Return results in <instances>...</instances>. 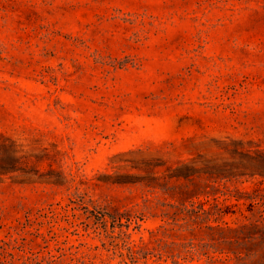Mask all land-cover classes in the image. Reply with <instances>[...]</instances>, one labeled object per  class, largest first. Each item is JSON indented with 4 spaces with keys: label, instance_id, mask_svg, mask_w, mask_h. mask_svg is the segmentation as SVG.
Wrapping results in <instances>:
<instances>
[{
    "label": "rangeland",
    "instance_id": "rangeland-1",
    "mask_svg": "<svg viewBox=\"0 0 264 264\" xmlns=\"http://www.w3.org/2000/svg\"><path fill=\"white\" fill-rule=\"evenodd\" d=\"M0 239L264 264V0H0Z\"/></svg>",
    "mask_w": 264,
    "mask_h": 264
},
{
    "label": "trees",
    "instance_id": "trees-1",
    "mask_svg": "<svg viewBox=\"0 0 264 264\" xmlns=\"http://www.w3.org/2000/svg\"><path fill=\"white\" fill-rule=\"evenodd\" d=\"M218 206V205H217ZM195 211V209H193ZM202 212L207 210L201 208ZM199 210V211H201ZM198 212V211H197ZM103 221L106 220V213H102L100 217ZM116 220V217H113V221ZM223 229H233L230 226H220ZM131 256H135L140 249H136L133 246H128ZM215 256V255H210ZM55 257V255H51ZM55 258H52L49 263L53 262ZM44 260V258H43ZM43 260H38V256L32 250H26L25 243H19L18 239L13 241H7L5 239H0V264H42ZM179 262V261H177Z\"/></svg>",
    "mask_w": 264,
    "mask_h": 264
}]
</instances>
